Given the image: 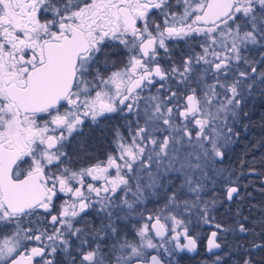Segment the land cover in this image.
Here are the masks:
<instances>
[{
    "label": "snow or ice",
    "instance_id": "snow-or-ice-1",
    "mask_svg": "<svg viewBox=\"0 0 264 264\" xmlns=\"http://www.w3.org/2000/svg\"><path fill=\"white\" fill-rule=\"evenodd\" d=\"M252 129L264 0H0V264H264Z\"/></svg>",
    "mask_w": 264,
    "mask_h": 264
},
{
    "label": "trees",
    "instance_id": "trees-1",
    "mask_svg": "<svg viewBox=\"0 0 264 264\" xmlns=\"http://www.w3.org/2000/svg\"><path fill=\"white\" fill-rule=\"evenodd\" d=\"M261 139V134L259 129H252L250 131L242 132V139L239 141L237 145L234 146V152L230 154V160H226L225 163L230 167H235L237 172L243 171L244 178L241 183H247L250 185L248 191L253 193L250 198V202H256L258 200L264 199V196L261 195L260 189L264 187L261 184V180L264 177H260L258 175H249V168L256 167L257 170H261V165L259 164V160L261 156H264V147H257L255 149L252 148V145L257 144V142ZM253 158L256 160V164L253 165ZM242 161H246V163H241ZM233 211L235 210V205L231 206ZM228 211V206L225 205L223 207H219L215 213L218 221L228 225L231 223V219L226 212ZM244 215H249L247 208L243 209ZM239 235V234H238ZM229 239H232V236H229ZM251 239V238H249ZM240 243H245L244 240H241ZM218 251V250H217ZM179 264H206V262L211 257V254H206L203 249L200 247L198 253L193 255L187 254H178ZM258 258V257H257Z\"/></svg>",
    "mask_w": 264,
    "mask_h": 264
},
{
    "label": "flooded vegetation",
    "instance_id": "flooded-vegetation-1",
    "mask_svg": "<svg viewBox=\"0 0 264 264\" xmlns=\"http://www.w3.org/2000/svg\"><path fill=\"white\" fill-rule=\"evenodd\" d=\"M210 230V228H209V226H205V231L207 232V231H209ZM201 248L203 249V251H204V247H203V244H201ZM205 252V251H204ZM206 254H210V253H207V252H205ZM183 254H187V255H193V254H195V253H183Z\"/></svg>",
    "mask_w": 264,
    "mask_h": 264
},
{
    "label": "rangeland",
    "instance_id": "rangeland-1",
    "mask_svg": "<svg viewBox=\"0 0 264 264\" xmlns=\"http://www.w3.org/2000/svg\"><path fill=\"white\" fill-rule=\"evenodd\" d=\"M161 252H163V250L161 249Z\"/></svg>",
    "mask_w": 264,
    "mask_h": 264
},
{
    "label": "water",
    "instance_id": "water-1",
    "mask_svg": "<svg viewBox=\"0 0 264 264\" xmlns=\"http://www.w3.org/2000/svg\"><path fill=\"white\" fill-rule=\"evenodd\" d=\"M210 230H211V229H210ZM210 230H209V231H210ZM190 254H191V253H190Z\"/></svg>",
    "mask_w": 264,
    "mask_h": 264
}]
</instances>
